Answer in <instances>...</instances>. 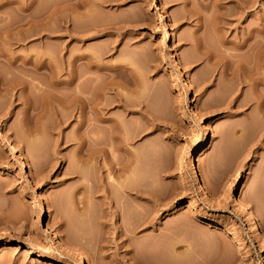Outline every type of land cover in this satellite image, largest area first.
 Masks as SVG:
<instances>
[{"label":"rangeland","instance_id":"374dc122","mask_svg":"<svg viewBox=\"0 0 264 264\" xmlns=\"http://www.w3.org/2000/svg\"><path fill=\"white\" fill-rule=\"evenodd\" d=\"M219 1L0 0V264H264V0Z\"/></svg>","mask_w":264,"mask_h":264},{"label":"bare ground","instance_id":"6f19581e","mask_svg":"<svg viewBox=\"0 0 264 264\" xmlns=\"http://www.w3.org/2000/svg\"><path fill=\"white\" fill-rule=\"evenodd\" d=\"M215 1V5H216V3L219 1V0H214ZM222 1V0H221ZM231 1H234V0H231ZM235 1H237V0H235ZM220 2V1H219ZM219 2L217 3L218 4V7L221 9V8H223V7H225V6H223L222 4H221V2H220V4H219ZM225 2V1H224ZM217 6V5H216ZM227 8V7H226ZM226 8H225V11H226ZM224 9V8H223ZM222 9V10H223ZM228 9V8H227ZM201 10V9H200ZM216 10V9H215ZM192 11V10H191ZM212 11V10H211ZM224 10L223 11H221V12H225ZM230 11V10H229ZM195 12V11H194ZM215 12V11H214ZM218 12H220V11H218ZM220 12V13H221ZM227 12V11H226ZM232 12V11H231ZM192 13V12H191ZM217 13V12H216ZM217 14H219V13H217ZM233 13H231V15H232ZM219 15H221V14H219ZM223 15V14H222ZM245 42V41H244ZM237 44H239V43H237ZM241 46V45H240ZM239 47V46H238ZM261 51V50H260ZM258 53H259V51L257 52V55H258ZM263 53V52H262ZM260 54H261V52H260ZM260 54H259V57H260ZM239 57V56H238ZM262 58V57H261ZM259 60V59H258ZM236 61V60H235ZM256 61V60H255ZM239 62V61H238ZM237 62V63H238ZM257 63V62H256ZM235 64V63H234ZM173 65H175V66H179V62H178V59H177V57H175L174 59H173ZM257 65V64H256ZM236 66H238V65H236ZM258 66V65H257ZM38 67V66H37ZM260 68V67H259ZM259 70V69H258ZM261 72V71H260ZM178 74L179 75H181L182 74V71H179L178 72ZM258 74V73H257ZM261 78V77H260ZM73 80V79H72ZM71 80V81H72ZM256 82H257V80H256ZM68 83V82H67ZM69 84V83H68ZM71 85V84H70ZM71 87V86H70ZM79 92V91H78ZM82 94H84L83 92H81ZM86 93V95L85 96H83V95H81L80 93V95H81V98L79 97V96H75V95H73L72 97L71 96H69L67 99H63V101H62V99H61V101L60 102H64V101H66V103L67 104H74V103H77V99H78V103H77V107H80L79 108V110L80 111H82L83 109H84V107L85 106H87L88 105V103H89V96H88V92H85ZM56 94V93H55ZM54 94V95H55ZM63 96V95H62ZM75 96V97H74ZM59 100H60V98H59ZM59 100H58V102H59ZM91 100V99H90ZM57 101V100H56ZM76 101V102H75ZM57 102V103H58ZM91 102H93V101H91ZM46 103V102H45ZM51 103V102H50ZM55 103V102H54ZM56 103V104H57ZM62 104V103H61ZM64 104H65V102H64ZM67 104H65V105H67ZM96 104V103H95ZM74 105H76V104H74ZM90 105V104H89ZM69 106V105H68ZM68 106H66V107H68ZM260 106V105H259ZM65 107V106H64ZM70 107V106H69ZM76 107V106H75ZM57 108V107H56ZM86 108V107H85ZM259 108V107H258ZM82 109V110H81ZM83 112V111H82ZM82 114V113H81ZM263 115V114H262ZM83 116V115H82ZM100 117V116H99ZM102 117V116H101ZM203 117V116H202ZM256 117V116H255ZM264 117V116H263ZM28 118V117H27ZM36 118H37V116H36ZM104 118V117H103ZM103 118H100V119H103ZM107 117H105L104 118V120L106 119ZM38 119V118H37ZM256 119V118H255ZM95 120V119H94ZM97 120H99V119H97ZM259 120V119H258ZM81 121V120H80ZM26 122V121H25ZM36 122V121H35ZM96 122V121H95ZM99 122H101V120L99 121ZM115 129V128H114ZM117 129H118V127H117ZM117 130L115 129V132H116ZM93 136V135H92ZM115 136V135H114ZM94 137H95V135H94ZM97 137V136H96ZM96 137L94 138V140L97 142V140H96ZM117 138H119V137H117ZM121 138V137H120ZM98 139V138H97ZM117 140V139H116ZM120 140V139H119ZM122 141V140H121ZM94 142V141H93ZM258 142H260V143H258ZM95 143V142H94ZM261 143H262V141H258V140H256V144H259V145H261ZM9 144V143H8ZM7 144V145H8ZM95 145V144H94ZM96 145H98L97 143H96ZM9 146H10V149L11 150H14L15 149V147L12 145V144H9ZM94 147V146H93ZM98 147V146H97ZM98 148H100V147H98ZM98 148H95V150L93 151V155H92V158L94 159V161L97 163L98 162V158H99V155H98V153H99V151H100V149H98ZM104 148V147H103ZM102 150H104V149H101V151ZM105 151V150H104ZM107 152H105V154H106ZM103 155V154H102ZM22 156H23V158H25V156H24V154H22ZM103 156H105V155H103ZM110 158H111V156H110ZM92 159V160H93ZM102 159V158H101ZM112 160V159H111ZM101 161V160H100ZM93 162V161H92ZM102 164V163H101ZM95 167V166H94ZM102 168H103V165H102ZM101 168V169H102ZM123 168V167H122ZM97 169H98V167H97ZM99 172H100V170H98ZM122 173V172H121ZM120 183V182H119ZM122 186V185H121ZM182 207H185V212H187V216L184 218V219H186V220H189V219H191V215H194V214H196V213H198V211H199V205H198V203L196 202V201H191V202H189L188 204H186V205H180L177 209H181ZM248 217V216H247ZM249 218V217H248ZM249 220V219H248ZM49 235L51 236V239L54 241V242H56V243H58V244H63L64 245V247H65V249H67V251L69 252V255L72 257V258H74L76 261H77V264H86V260H85V258H84V256L79 252V250L76 248V247H74V245H71V243L69 244L68 243V241H66V240H63L61 237H59V235H58V233L56 232V231H49ZM2 246H3V243L2 242H0V249L2 248ZM23 247H21V249H22ZM25 253L26 254H28V255H40L41 256V260H43V261H53V257L52 256H46V255H41L40 253H38L36 250H34V249H32V248H26V250H25Z\"/></svg>","mask_w":264,"mask_h":264}]
</instances>
